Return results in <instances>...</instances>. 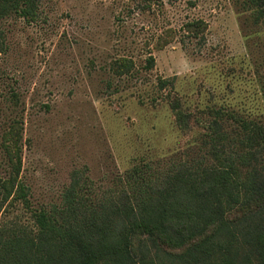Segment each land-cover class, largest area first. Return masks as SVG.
Masks as SVG:
<instances>
[{
  "label": "rangeland",
  "instance_id": "rangeland-1",
  "mask_svg": "<svg viewBox=\"0 0 264 264\" xmlns=\"http://www.w3.org/2000/svg\"><path fill=\"white\" fill-rule=\"evenodd\" d=\"M244 1L40 0L33 19L2 17L0 228L34 234L74 187L102 207L149 165L159 183L194 165L211 108L238 116L228 130L264 114V19ZM150 246L136 244L137 264H181ZM237 264L258 259L244 247Z\"/></svg>",
  "mask_w": 264,
  "mask_h": 264
},
{
  "label": "trees",
  "instance_id": "trees-1",
  "mask_svg": "<svg viewBox=\"0 0 264 264\" xmlns=\"http://www.w3.org/2000/svg\"><path fill=\"white\" fill-rule=\"evenodd\" d=\"M39 1L0 0V19H33ZM244 6L255 24L264 19V0ZM173 109L183 125V114ZM211 110L202 136L207 156L177 172L168 169L160 183L150 174L164 170L149 165L141 171L146 176L133 181L137 188L110 193L102 207L72 188L59 216H34V234L0 228V264H137L135 246L142 242L181 264H237L244 247L264 264V114L239 118L228 130L234 114ZM231 145L243 153L227 151ZM9 186L0 183V212L12 196Z\"/></svg>",
  "mask_w": 264,
  "mask_h": 264
}]
</instances>
